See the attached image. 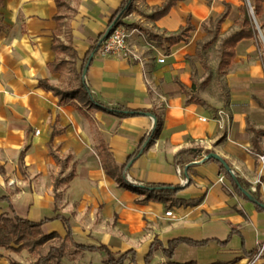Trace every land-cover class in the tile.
I'll return each instance as SVG.
<instances>
[{
  "label": "crops",
  "instance_id": "1",
  "mask_svg": "<svg viewBox=\"0 0 264 264\" xmlns=\"http://www.w3.org/2000/svg\"><path fill=\"white\" fill-rule=\"evenodd\" d=\"M62 1L74 12L61 9L58 13L55 0H1L0 215L11 217L13 210L34 223L62 216L68 220L76 243L103 245L115 258L132 251L135 264H145L154 241L159 246L151 264H249L251 252L264 239V212L237 194L215 162L201 160L206 152H213L227 162L235 176L250 185L249 191L254 192L259 185L264 200V168L251 153L252 133L247 128L264 130L255 126L258 122L248 114V109H254L264 120V109L256 102H264L260 96L264 91L250 78H230V103L225 110V126L220 128L215 121L202 122L200 118L207 115L206 111L191 100L187 102L186 83L178 68L185 66V56H196L198 43L211 38L208 35H212L226 6L229 10L220 32L232 25L238 31L235 21L240 16L239 7L247 3L182 0L154 21L148 16L166 0H132L120 20L130 26L128 46L139 61L101 58L98 50L81 74L97 102L149 112L118 118L83 107L76 99L61 103L50 91L38 87L40 81L65 86L48 68L56 59L51 49L53 36L57 34L65 42L66 32H70L79 70L123 0ZM247 8L255 20L250 3ZM263 13L264 0L262 14L256 18ZM56 14H70L63 18L60 31L53 19ZM188 22L192 30L187 39L169 45L165 39L180 32ZM143 29L155 36L163 35L161 48L166 56L162 64L146 55L138 56ZM246 41L250 40L237 43L235 58L238 46ZM238 87L245 91L238 92ZM153 124L157 131L149 145L146 135ZM98 136L107 144L114 163L124 166V179L128 176L134 184L125 179L130 187L164 185L180 190L165 202L146 200L144 193L108 177L96 151ZM259 144L264 151V136ZM50 148L60 158L59 163L51 156ZM192 148H201L202 152L196 157L181 153ZM138 149L140 156L128 161ZM22 151L24 155L19 159ZM178 167L182 176L177 173ZM71 171L72 180L56 189L60 197L55 200V179ZM219 176L222 182H218ZM183 178L187 181L184 186L180 185ZM168 211L170 216L165 215ZM41 231L65 237L59 219L45 221ZM178 238L206 244L180 243L171 255H164L162 249ZM6 250L11 249L0 247V264L12 260ZM76 253L95 254L97 260L87 264H103L100 253ZM253 264H264V255Z\"/></svg>",
  "mask_w": 264,
  "mask_h": 264
},
{
  "label": "trees",
  "instance_id": "2",
  "mask_svg": "<svg viewBox=\"0 0 264 264\" xmlns=\"http://www.w3.org/2000/svg\"><path fill=\"white\" fill-rule=\"evenodd\" d=\"M182 0H166L161 7L154 10L152 14L148 16L151 20H158L165 16L169 10L178 2ZM56 7L59 11L61 9H65L66 11L74 12V10L62 0H55ZM132 0H123L121 6L115 13L114 17L110 21L112 24L116 18L115 24H119L120 19L128 10ZM262 3L263 0H251L250 6L254 12V15L260 16L262 14ZM2 2L0 0V6ZM229 7L226 6L225 12L216 20L214 30L211 32V38L204 42L198 43V47L196 49V57L199 58L202 62V67L208 69V66L204 62L202 50L210 47L217 39L218 34L220 32V25L225 21L227 14H228ZM240 16L235 21V25L238 27V31L224 37L219 44V62L217 65V73H223L224 70L230 66L234 59H235V47L237 43L242 40H255L257 36V31L252 24L251 17L248 12V8L246 5H242L239 7ZM70 14H56L54 16V20L57 23L58 31L61 30L63 27V18L69 16ZM192 30V26L188 22L184 28L180 30L175 35H170L165 39V41L169 45H174L180 41H185L188 37V32ZM99 37L94 44L91 46L89 51L87 52L83 63L80 69H77L76 60H77V53L72 46V37L69 31L66 32L65 35V42H62L57 37V34L53 36L51 49L56 54V59L53 63H51L48 68L50 72L58 74L59 80L65 83V86L62 88L50 85L46 81L38 82V87L50 91L54 96L59 98L61 103H66L76 99L79 103H83V107L88 106L90 109L101 111L104 113L111 114L118 118L129 117L133 115H145L149 112H145L142 110H131L122 106L117 107H108L99 102H97L92 94L88 86L82 80L81 74L82 72H86L88 69L90 62L89 58L91 55H95L100 46H99ZM262 64L264 67V57H262ZM87 67V68H86ZM190 103V100L187 101ZM257 104L260 108L264 109V102L260 100H256ZM249 132L252 133L251 137V153L256 157L262 155L264 153L263 149L259 144V139L264 136V130L253 129L252 127H247ZM141 146V144H140ZM96 151L98 154V158L100 161V165L104 173L112 178L117 179L120 181L121 185L130 187L123 177V169L124 166H117L114 163L112 155L108 149L107 144L103 141V139L98 136V143L96 145ZM187 152L190 155L196 157L201 152V148H192L181 153ZM210 152H206V155ZM50 154L54 158L56 162H60V158L58 157L55 152H53L50 148ZM141 154V150L138 149L134 152L129 158L128 161H133L137 159ZM24 155V151L20 152L19 159H21ZM215 162L220 170L231 182L233 188L237 192V194L245 199L246 201L251 202L239 189V186L242 187L244 190L248 191L253 199L257 203H253L255 208L260 211L264 212V209L260 206L264 204V200L261 198L259 193V185L256 186L255 191H249L250 185L247 182H244L242 179L236 177V180H233L231 174L226 171L222 163L211 160ZM227 164V162L224 160ZM229 166V165H228ZM74 173L71 171L68 175H66L62 179H55L54 181V199H59L60 195L57 194L55 191L60 185H67L73 178ZM189 185V182H188ZM135 192H142L146 195V200H154L159 202H165L170 200L174 197L177 191L180 190L178 186H147V187H137L132 188ZM3 198H0L2 200ZM52 219H59L64 226L65 230V237L62 239L56 233H50L44 235L41 231V226L45 221L52 220ZM57 241L58 245H54L53 242ZM66 243H69L72 247L76 249V252H96L102 255V263L103 264H123L124 260L129 259L130 264H135L134 260V252L130 251L126 254L121 255L118 258H115L114 255L107 249V247L103 245H82L76 243L72 238V232L69 225V222L66 218L54 215L53 217L42 220L40 222L34 223L29 222L26 219L19 217L15 212L12 210L11 217H7L4 215H0V247L9 248L13 252H21L25 250L27 254L33 258L32 264H61V258L63 255L64 246ZM185 243L192 246H201L206 244V242H194L188 239L178 238L169 241V245L167 249H162V253L166 256H169L174 251L175 247L180 244ZM158 242L154 241L145 257V264H151L153 259V254L158 248ZM254 250L251 252L252 256L255 254ZM8 264H21L20 262L14 261L9 259Z\"/></svg>",
  "mask_w": 264,
  "mask_h": 264
},
{
  "label": "rangeland",
  "instance_id": "3",
  "mask_svg": "<svg viewBox=\"0 0 264 264\" xmlns=\"http://www.w3.org/2000/svg\"><path fill=\"white\" fill-rule=\"evenodd\" d=\"M243 2L246 4V0H243ZM248 2L250 3L251 0H248ZM255 20L258 24L260 34L256 29L257 36L255 41L250 40L243 43L241 42L236 50L235 61L228 66L223 73H217V65L219 62L218 48L220 41L224 37L237 30L234 25L224 27L223 30L221 29L216 41L210 47L202 50L204 62L208 66V69L202 67L201 60L196 56H185V66L178 67L181 71L180 78L186 83V99L193 101L195 105H199L203 108L207 113V115H205L206 118L214 117L218 110H223L225 112L227 109L230 103V97L228 94L230 89L228 80H230V78L236 80L250 78L253 80L254 85L262 88L264 91V72L260 61V58L264 56V13L259 18L255 17ZM119 24H121L126 31H130V26L127 25L126 22L120 20ZM210 27L212 28L213 25ZM142 32L143 34L140 35L141 39L139 41L142 49L138 48V56L144 58L146 55L153 60H156L158 63L160 59H165L166 51L161 48L164 44L163 35L155 36L147 33L144 29ZM210 37L211 35H208V38ZM152 41L154 43H152ZM99 56L101 58H109V56H104L100 52ZM130 60L133 61L132 59H129L128 61ZM237 89L238 92L245 91L243 88L238 87ZM260 96L264 100V95L261 94ZM248 114L251 118L258 122L254 124L255 126L264 128V120L260 119L262 115L260 116V114L254 109H248ZM255 159L257 162V157H255ZM53 244L58 245V242L54 241ZM6 252L10 254L12 260L20 262L21 264L33 263V258L28 256L25 250H23V252L6 250ZM97 256L99 257V255ZM96 258L95 254L88 255L84 253H76L74 251V247H72L69 243H66L61 258V264H87L90 261H96ZM128 262L129 261L126 260L123 264H128Z\"/></svg>",
  "mask_w": 264,
  "mask_h": 264
},
{
  "label": "built area",
  "instance_id": "4",
  "mask_svg": "<svg viewBox=\"0 0 264 264\" xmlns=\"http://www.w3.org/2000/svg\"><path fill=\"white\" fill-rule=\"evenodd\" d=\"M249 11L251 12V10ZM106 33H108L107 37L104 38L99 43L100 46L99 52L102 53V55L109 56L112 58L124 59V60L139 59L135 54L134 50H132L128 46V39L130 37V32L126 31V29L121 24L108 25L102 36ZM163 62H164L163 58L159 60V63H163ZM226 117H227L226 113L223 110H219L214 117L210 119L203 117L200 118V120L202 122H207L208 120L215 121L220 126V128H222L223 126H225ZM154 130H155V126L153 124L146 135L148 138L147 144L149 145L153 143L155 140ZM35 133L37 134L38 132L36 131ZM204 156L205 155H203L202 158ZM257 159L261 164V166L264 168V153L258 156ZM177 173L178 175L182 176V171L179 167L177 168ZM125 179L128 184L134 185L133 182L128 178V176H126ZM222 181H223V177L219 176L218 182H222ZM186 183L187 181L184 178L180 180V185L184 186L186 185ZM253 191H255V189ZM165 215L170 216L171 212L168 211L165 213ZM263 255H264V239L257 244L255 254L252 256L249 264H253L257 260H259Z\"/></svg>",
  "mask_w": 264,
  "mask_h": 264
},
{
  "label": "water",
  "instance_id": "5",
  "mask_svg": "<svg viewBox=\"0 0 264 264\" xmlns=\"http://www.w3.org/2000/svg\"><path fill=\"white\" fill-rule=\"evenodd\" d=\"M246 3H247V6H249V2H248V0H246ZM250 10H251V9H250ZM251 12H252V10H251ZM251 17H252V22H253V24L255 25L256 29H257V26H256V23H255V20H254L253 14H251ZM117 19H118V17L116 18V20H117ZM116 20H115L111 25L115 24ZM257 30H258V29H257ZM259 34H260V32H259ZM107 35H108V33H106V34H104L103 36H101L99 43H100L104 38H106ZM92 57H93V55L90 56V58H89V62L91 61ZM86 68H87V67H86ZM212 159H213V160H216V161H218V162H220V163H222V165L224 166V168L226 169V171H228V172L231 174L233 180H236V177H235V175L233 174L231 168L228 166V164H226V163L224 162L223 159H221L219 156H217V155L214 154L213 152H210L209 154L205 155V156L202 158L201 162L209 161V160H212ZM239 189L241 190V192H242V193H243V194H244V195H245V196H246L251 202H253V203H257V202L253 199L252 195H251L248 191L244 190V189H243L242 187H240V186H239ZM260 206L264 209V204H261Z\"/></svg>",
  "mask_w": 264,
  "mask_h": 264
}]
</instances>
